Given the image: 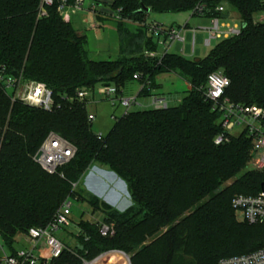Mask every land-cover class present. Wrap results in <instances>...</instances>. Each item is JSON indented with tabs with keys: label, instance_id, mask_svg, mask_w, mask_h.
<instances>
[{
	"label": "trees",
	"instance_id": "obj_1",
	"mask_svg": "<svg viewBox=\"0 0 264 264\" xmlns=\"http://www.w3.org/2000/svg\"><path fill=\"white\" fill-rule=\"evenodd\" d=\"M40 1L0 0V63L14 76L45 84L54 102L44 111L12 103L0 90V236L7 249L15 254L16 238L48 225L67 198L101 213L114 234L103 237L99 223L80 219L75 244L60 239L66 249L51 264H82L112 251L128 256L130 264H219L263 248L264 224L238 221L232 207L236 195L264 191V169L247 170L253 139L248 129L226 133L221 112L205 93L208 75L220 70L230 81L224 98L264 109V21L254 18L264 12V0H93L97 11L142 22L145 32L149 13L193 14L203 6L205 18L226 19L227 9L216 8H230L245 27L194 61L169 53L146 58L157 46L146 35L137 44L131 39V57L90 60L84 38L59 16L57 3L40 16ZM169 73L190 87L178 106L128 112L100 139L86 102L65 101L98 84L120 92L136 74L137 97L150 96L158 87L155 78ZM51 132L76 148L53 175L33 160ZM219 135L227 141L215 145ZM94 164L125 182L132 205L123 212L77 190Z\"/></svg>",
	"mask_w": 264,
	"mask_h": 264
},
{
	"label": "built area",
	"instance_id": "obj_2",
	"mask_svg": "<svg viewBox=\"0 0 264 264\" xmlns=\"http://www.w3.org/2000/svg\"><path fill=\"white\" fill-rule=\"evenodd\" d=\"M86 0H41L40 16L46 15L45 8L57 3V13L65 22H70L71 15L82 10V5ZM91 13L97 16L96 5L92 0V5L88 8ZM225 6L216 8L217 12H225ZM192 15L204 17V7H196ZM112 17L119 19L118 15L111 14ZM264 21V12L260 20ZM211 27L206 29L209 37L204 40L205 46H210L212 40L221 41L232 36H237L241 32V22L238 18L228 16L226 19L218 17L210 18ZM147 32L157 38L158 44L167 52L174 42L184 43L186 26L174 28L164 27L157 23H148ZM94 28V27H93ZM198 30V29H197ZM192 31V50L194 53L195 33ZM146 58H156V52H145ZM140 75L133 76L134 81L140 80ZM230 81L220 70L210 73L207 77L205 97L209 100L214 110L221 112V126L226 133L231 134L233 129H248L253 139V168L264 169V109L257 106H241L230 102L224 98L225 90L229 87ZM0 90L5 93L12 103L19 101L27 106L50 111L54 106L52 92L45 84L35 81H26L21 76H14L8 73L4 64L0 63ZM95 92L111 106L120 105L125 108L123 115L128 113L129 107L137 104L136 98H128L119 95L118 89L113 84H98L92 91L78 90L74 97H65V101L86 102L91 93ZM154 109H165L168 107L163 98L152 96ZM114 120L116 117L112 116ZM94 116L88 114V121L92 123ZM102 135H98L100 139ZM227 141L225 135H219L215 139V145H220ZM40 152L37 161L35 155ZM34 155L33 160L40 168L49 175L56 174L57 169L67 164L75 155L76 148L59 135L51 132L42 142L39 150ZM73 189L76 184L72 185ZM71 198H67L60 208L56 211L52 221L43 228H31L27 234L21 235V239L27 244L22 250L11 253L0 236V264H51L59 258L66 249L63 242L57 238V233L69 226V216L71 214ZM232 207L236 212L237 219L248 224H264V191L255 196L236 195L232 199ZM99 233L103 237L113 236V225L99 223ZM113 254H121L112 251L101 254L92 261L81 259L82 264H100L106 257ZM123 254V253H122ZM219 264H264V247L252 253L223 259Z\"/></svg>",
	"mask_w": 264,
	"mask_h": 264
},
{
	"label": "rangeland",
	"instance_id": "obj_3",
	"mask_svg": "<svg viewBox=\"0 0 264 264\" xmlns=\"http://www.w3.org/2000/svg\"><path fill=\"white\" fill-rule=\"evenodd\" d=\"M91 5L92 0H86L82 5V10L71 15L70 22L76 34L84 38L86 55L88 59L93 61H114L123 57H131L134 55L129 53L130 49L134 46L130 45L131 39H134V44H137L141 42L142 38H145V35L153 38V42L157 45L155 52L158 55H164L165 53L175 54L192 61L206 57L217 43V41L212 40L210 46H205L204 44V40L209 37L206 29L211 27L210 19L208 18L192 15L191 12L180 14L149 13L145 19L146 23L147 21L148 23L154 22L164 27H170L172 25L176 29L186 26L187 32L185 34L184 43L178 41L174 42L169 50L165 52L162 46L158 44L157 38L145 32L142 22L119 20L110 15L96 20V16L88 9ZM226 9L229 16L237 18L230 8L227 7ZM261 17L262 14H257L254 18L255 20H260ZM193 29H196L194 53L191 52L193 36L191 30ZM139 34H141V36ZM155 83L158 85L155 89V94L164 98L168 107L178 106L190 89L189 85L182 78L170 73L157 76L155 78ZM139 86V82L132 81L127 84L125 91L127 92L130 90L135 93ZM152 95L137 97L135 94L134 97L137 99V104L129 107L128 112L154 109ZM86 109L88 114L94 116V120L91 124L92 131L102 136L107 135L112 128L115 122L112 116L119 118L125 112L124 107L120 105H116L115 107L111 106L107 100H104L95 92L91 93L88 98ZM241 130L242 128H235L231 134L238 135ZM251 169H253V163H250L247 167V170ZM86 173L87 174L82 177L77 188L83 195L96 197L100 202H105L118 212H123L132 205L125 182L113 172H110L107 168L98 164H94ZM229 183H231V181L227 184ZM71 203V214L69 216L70 224L65 227L64 230H60L57 233V238L63 239L70 246L75 244V239L72 235L77 234V223L80 219L92 223H100L103 219L101 213L96 212L93 214L92 208L86 202H77L72 199ZM23 248V244L17 241L15 249L22 250ZM117 255L120 257L121 262L114 263L113 261L116 259L114 258L112 259L113 261L110 260V264H128V256L122 253ZM102 263L103 262L100 264Z\"/></svg>",
	"mask_w": 264,
	"mask_h": 264
},
{
	"label": "crops",
	"instance_id": "obj_4",
	"mask_svg": "<svg viewBox=\"0 0 264 264\" xmlns=\"http://www.w3.org/2000/svg\"><path fill=\"white\" fill-rule=\"evenodd\" d=\"M98 13H97V19L96 20H100V19H102L101 17H108L109 15L108 14H103L102 12H101V9L100 10H98L97 11ZM100 12V13H99ZM148 16V15H147ZM147 24H148V21H147ZM170 27H173L172 25L170 26ZM127 87V85L123 88V89H121V91L119 92V95L120 96H123V97H130V98H136V97H134L135 96V94H136V96H137V94H138V92L140 91V89H141V85L139 86V88L137 89V91L135 92V93H133V92H131L130 90H128L127 92L125 91V88ZM154 93V94H153ZM151 94H153L152 96H156V97H159V98H161L158 94H155V91H153ZM164 99V98H163ZM165 100V99H164ZM166 101V100H165ZM87 174V173H86ZM17 241H19L20 243H22L23 244V247H25V246H27V244L21 239V235H19L17 238H16V242ZM114 258H116V259H114ZM112 259H114V261L112 260ZM110 260H112L114 263H118V262H121L120 261V257L117 255V254H113V255H109L108 257H106L105 259H104V261H103V263H105V264H110L109 262H110ZM102 263V264H103Z\"/></svg>",
	"mask_w": 264,
	"mask_h": 264
},
{
	"label": "water",
	"instance_id": "obj_5",
	"mask_svg": "<svg viewBox=\"0 0 264 264\" xmlns=\"http://www.w3.org/2000/svg\"><path fill=\"white\" fill-rule=\"evenodd\" d=\"M145 12H146V13H149V10H148V9H145ZM244 27H245V25H244V24H241V28L243 29ZM39 156H40V152H38V153L35 155L34 160L37 161L38 158H39ZM128 264H130L129 259H128Z\"/></svg>",
	"mask_w": 264,
	"mask_h": 264
}]
</instances>
